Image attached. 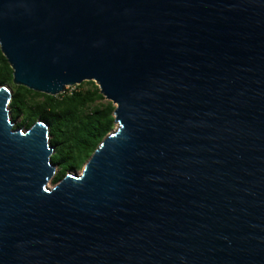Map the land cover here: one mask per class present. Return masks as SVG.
<instances>
[{"label":"water","instance_id":"95a60500","mask_svg":"<svg viewBox=\"0 0 264 264\" xmlns=\"http://www.w3.org/2000/svg\"><path fill=\"white\" fill-rule=\"evenodd\" d=\"M0 47L117 125L50 187L49 124L0 86V264H264V0H0Z\"/></svg>","mask_w":264,"mask_h":264},{"label":"trees","instance_id":"16d2710c","mask_svg":"<svg viewBox=\"0 0 264 264\" xmlns=\"http://www.w3.org/2000/svg\"><path fill=\"white\" fill-rule=\"evenodd\" d=\"M4 85L13 91L9 108L15 128L28 130L38 120L49 124L50 142L55 147L51 159L58 166L54 184L69 170L83 168L116 126V106L105 99L96 82L85 81L57 96L16 85L13 69L0 47V86Z\"/></svg>","mask_w":264,"mask_h":264},{"label":"rangeland","instance_id":"374dc122","mask_svg":"<svg viewBox=\"0 0 264 264\" xmlns=\"http://www.w3.org/2000/svg\"><path fill=\"white\" fill-rule=\"evenodd\" d=\"M83 83H84V82H83ZM83 83H81L80 85H82ZM77 86H79V85L69 86V87H67V88H68L69 91H70V90L76 89ZM83 86H84V88L88 87L87 84H84ZM66 90H67V89H66ZM105 99H106V98H105ZM106 100H107V99H106ZM116 126H117V125H116ZM116 126H115V127H116ZM77 170H78V173H80V172L82 171V168H81V169H77ZM68 172H69V171H68ZM68 172H67V173H68ZM49 186H50V187H54V186H55V184L53 183L52 180L50 181Z\"/></svg>","mask_w":264,"mask_h":264}]
</instances>
